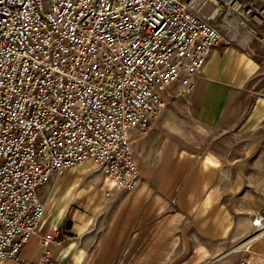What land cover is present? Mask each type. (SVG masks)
<instances>
[{"label":"built area","instance_id":"1","mask_svg":"<svg viewBox=\"0 0 264 264\" xmlns=\"http://www.w3.org/2000/svg\"><path fill=\"white\" fill-rule=\"evenodd\" d=\"M242 1L0 0V264H58L39 190L66 171L91 161L136 191L131 133L147 131L170 85L191 93L231 26L215 16ZM251 226L263 235L264 214ZM33 237L37 262L22 254Z\"/></svg>","mask_w":264,"mask_h":264},{"label":"crops","instance_id":"2","mask_svg":"<svg viewBox=\"0 0 264 264\" xmlns=\"http://www.w3.org/2000/svg\"><path fill=\"white\" fill-rule=\"evenodd\" d=\"M256 78L259 64L246 42L213 50L184 106L189 127L203 139L190 142L187 124L166 114L148 131L131 133L141 179L135 192L83 186L73 169L42 187L43 233L58 232L60 241L49 246V258L58 264H264V234L247 242L242 255L232 249L252 234L253 216L264 214V102L252 103L245 91ZM22 254L39 261L38 238Z\"/></svg>","mask_w":264,"mask_h":264},{"label":"rangeland","instance_id":"3","mask_svg":"<svg viewBox=\"0 0 264 264\" xmlns=\"http://www.w3.org/2000/svg\"><path fill=\"white\" fill-rule=\"evenodd\" d=\"M214 8L215 7L210 3L206 6L205 12L208 15H212ZM226 20L229 22L236 21L239 24L236 25L235 23L233 24V22H231L232 24L230 26L229 32L226 34L227 38L225 42L229 41V43L232 44L240 43L241 41L246 42L248 48L250 49L251 56L254 57L259 64V78L250 80V83L246 86L245 91L252 95V103H254L257 99L260 102H264V0H243L239 7L236 6L229 12L223 6L222 11L215 16L214 23L220 25ZM179 87L180 86L177 84L170 85L163 93V107L150 120L147 131L150 129L153 120L160 117L162 114H166L165 117L173 120L174 124H179L180 122L181 124H187L186 129L188 132V140L192 143H198L201 137L203 139V135L195 133V131L189 127L187 121H189L190 117L187 115L184 109V106L187 105L192 91L188 95V93L181 92ZM134 133L139 135L142 134L141 132ZM72 169L75 171V181L83 186L87 184H95L98 188H101L105 184L109 186L111 185L104 180L101 174L95 169L94 164L91 161L80 164ZM86 215L88 218L97 217L96 213H87ZM254 232L255 230L253 228L252 234L241 243H235L232 249L239 247L238 249H241L240 254H244V252L249 249L250 245H246V243L251 241L256 236Z\"/></svg>","mask_w":264,"mask_h":264},{"label":"bare ground","instance_id":"4","mask_svg":"<svg viewBox=\"0 0 264 264\" xmlns=\"http://www.w3.org/2000/svg\"><path fill=\"white\" fill-rule=\"evenodd\" d=\"M212 2H213V0H211ZM231 22H233V24L235 23L236 25H238L239 23L238 22H236V21H231ZM230 22V23H231ZM232 24V23H231ZM255 238H257V236H255L253 239H255Z\"/></svg>","mask_w":264,"mask_h":264}]
</instances>
